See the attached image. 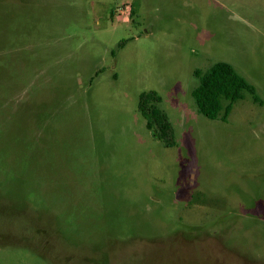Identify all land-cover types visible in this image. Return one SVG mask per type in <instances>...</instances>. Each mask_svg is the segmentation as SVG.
<instances>
[{
	"label": "rangeland",
	"instance_id": "374dc122",
	"mask_svg": "<svg viewBox=\"0 0 264 264\" xmlns=\"http://www.w3.org/2000/svg\"><path fill=\"white\" fill-rule=\"evenodd\" d=\"M0 264H264V0H0Z\"/></svg>",
	"mask_w": 264,
	"mask_h": 264
},
{
	"label": "trees",
	"instance_id": "16d2710c",
	"mask_svg": "<svg viewBox=\"0 0 264 264\" xmlns=\"http://www.w3.org/2000/svg\"><path fill=\"white\" fill-rule=\"evenodd\" d=\"M194 74L199 78V83L191 95L198 112L208 119L219 118L225 121L232 103L243 97L244 90L249 91L255 101L258 100L254 87L227 62H215L206 71L197 69ZM160 102L161 96L150 90L139 94L137 106L146 128L164 146L169 147L175 145L173 128L168 115L160 108Z\"/></svg>",
	"mask_w": 264,
	"mask_h": 264
}]
</instances>
